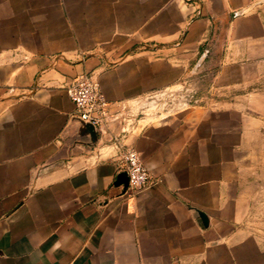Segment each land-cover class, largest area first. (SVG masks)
<instances>
[{
	"label": "crops",
	"instance_id": "crops-1",
	"mask_svg": "<svg viewBox=\"0 0 264 264\" xmlns=\"http://www.w3.org/2000/svg\"><path fill=\"white\" fill-rule=\"evenodd\" d=\"M257 1L186 0L195 13L183 22L145 33L142 21L86 55L65 48L17 61L16 51L33 49L0 46V264H264V236L242 223L248 101L264 98L246 89V51L264 41ZM205 49L198 100L145 112L152 94L168 98L193 80ZM83 73L98 79L112 116L136 109V129L120 134L149 173L135 193L112 156L121 118L93 139L66 93Z\"/></svg>",
	"mask_w": 264,
	"mask_h": 264
},
{
	"label": "rangeland",
	"instance_id": "rangeland-1",
	"mask_svg": "<svg viewBox=\"0 0 264 264\" xmlns=\"http://www.w3.org/2000/svg\"><path fill=\"white\" fill-rule=\"evenodd\" d=\"M257 2L259 8L264 10V0ZM186 3V0H0V46L14 43L33 49L29 52L16 51L17 61L28 53L50 54L65 48H77L86 55L95 47L103 48L115 41L119 42L120 36L133 31L142 21L145 23V33H150L153 28L164 30L171 22H183L186 16L195 13L189 10ZM27 12L32 15L31 18ZM39 14L42 16L34 17ZM214 38L221 42L224 36L217 34ZM219 42L212 47L214 59L220 55ZM246 55L252 61L246 89L264 90V66L258 62L264 59V41L262 44L251 45ZM198 59L191 66L193 80L185 84L177 83L172 100H163L156 107L148 103L143 110L149 115H158L182 109L187 105L184 101L195 103L198 99L194 93L201 89L198 81L200 74L197 75L201 67H194ZM180 71L177 67V77L183 73ZM248 102L254 120L249 124L251 147L247 149L251 159L246 173L247 195L242 223L251 231L264 236V98ZM135 111L133 106L127 116V120L133 119L130 121L132 124L121 136L136 129ZM138 114L141 115V112Z\"/></svg>",
	"mask_w": 264,
	"mask_h": 264
},
{
	"label": "built area",
	"instance_id": "built-area-1",
	"mask_svg": "<svg viewBox=\"0 0 264 264\" xmlns=\"http://www.w3.org/2000/svg\"><path fill=\"white\" fill-rule=\"evenodd\" d=\"M65 90L68 97L75 106V111L79 119L94 126L96 131L103 132L109 121H116L121 118L126 124L114 132L112 144L114 153L119 160L121 169L126 173L128 184L126 190L135 193L144 188L150 181L149 173L142 163L136 149L124 143L120 134L132 124V118L127 116H112L110 104L100 88L98 79L91 74H79L68 80L65 84ZM175 95L164 97L159 94H152L148 103L153 107L163 103V100H172ZM186 100V98H184ZM189 101H184V104ZM131 121V122H130Z\"/></svg>",
	"mask_w": 264,
	"mask_h": 264
},
{
	"label": "water",
	"instance_id": "water-1",
	"mask_svg": "<svg viewBox=\"0 0 264 264\" xmlns=\"http://www.w3.org/2000/svg\"><path fill=\"white\" fill-rule=\"evenodd\" d=\"M207 53H208V50H207V49H205V50L202 52L200 58L198 59L196 65H195V68H197V67L201 64V62L206 58ZM79 120L82 122V124H83L84 126L87 127V129H88V133L91 135V137H92L93 139H95L97 134H96V130H95L94 126L91 125V124H89V123H86V122L82 121L81 119H79ZM120 177L123 178V182H124V183L126 184V186H127V184H128V178H127L126 173H125V172H122V174H120Z\"/></svg>",
	"mask_w": 264,
	"mask_h": 264
}]
</instances>
